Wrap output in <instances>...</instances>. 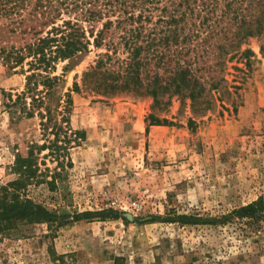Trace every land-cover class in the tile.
<instances>
[{"label": "rangeland", "instance_id": "1", "mask_svg": "<svg viewBox=\"0 0 264 264\" xmlns=\"http://www.w3.org/2000/svg\"><path fill=\"white\" fill-rule=\"evenodd\" d=\"M8 23L1 18L0 48L34 38ZM262 42L252 37L243 45L251 56L229 59V93L213 109L200 115L175 97L156 110L159 122L149 117L150 96L74 90L104 47L91 44L67 71L59 61L60 90L74 99L71 127L85 132L64 170L44 146L41 117L17 99L27 61L24 70L0 55V186L18 177L20 157L33 156L43 178L48 169L63 172L58 190L43 179L24 190L61 224H21L0 235V264H264ZM253 202L254 216L238 214Z\"/></svg>", "mask_w": 264, "mask_h": 264}, {"label": "trees", "instance_id": "2", "mask_svg": "<svg viewBox=\"0 0 264 264\" xmlns=\"http://www.w3.org/2000/svg\"><path fill=\"white\" fill-rule=\"evenodd\" d=\"M1 18L9 21L11 32L34 36L23 45L0 48V55L12 67L24 69L27 61L26 89L17 99L25 112L41 117L48 138L44 146L63 170L72 144L84 139L85 132L71 127L74 99L71 89L60 90L62 76L54 74L59 61H68L67 71L91 51V44L104 47L84 71L82 87L75 82L74 90L150 96L149 117L159 122L156 110H166L175 97L182 105L189 100L200 115L223 100L229 93L228 61L239 53L251 56L253 51L243 45L252 37L262 39L264 52V0H0ZM34 161L33 156L20 157L18 177L0 186V235L19 230L21 224H61L24 190L30 181L42 179L58 190L63 172L48 169L43 178ZM258 204L237 212L252 217Z\"/></svg>", "mask_w": 264, "mask_h": 264}]
</instances>
